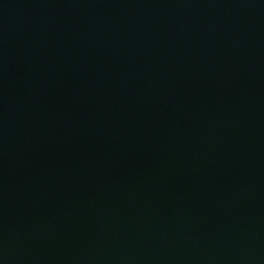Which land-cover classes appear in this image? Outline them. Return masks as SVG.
<instances>
[{
    "label": "water",
    "instance_id": "obj_1",
    "mask_svg": "<svg viewBox=\"0 0 264 264\" xmlns=\"http://www.w3.org/2000/svg\"><path fill=\"white\" fill-rule=\"evenodd\" d=\"M0 264H264V0H0Z\"/></svg>",
    "mask_w": 264,
    "mask_h": 264
}]
</instances>
